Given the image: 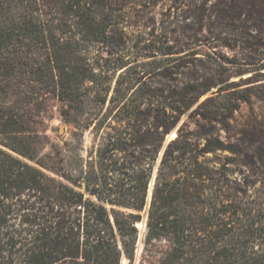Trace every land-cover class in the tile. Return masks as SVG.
Returning <instances> with one entry per match:
<instances>
[{"label": "trees", "instance_id": "obj_1", "mask_svg": "<svg viewBox=\"0 0 264 264\" xmlns=\"http://www.w3.org/2000/svg\"><path fill=\"white\" fill-rule=\"evenodd\" d=\"M230 1L233 20L256 15L246 42L261 44L264 0ZM113 10L110 0H0V264H134L145 216L140 264H264V141L211 135L202 145L180 128L163 147L187 94L169 112H130L137 129L105 132L71 183L24 159L39 153L46 96L79 110L101 75L89 46L125 42ZM219 151L237 159L216 166L208 156ZM231 163L247 174L232 178Z\"/></svg>", "mask_w": 264, "mask_h": 264}, {"label": "rangeland", "instance_id": "obj_2", "mask_svg": "<svg viewBox=\"0 0 264 264\" xmlns=\"http://www.w3.org/2000/svg\"><path fill=\"white\" fill-rule=\"evenodd\" d=\"M110 1L117 28L126 32L125 42L89 46L90 61L101 75L85 84L79 110H71L54 91L46 96L39 153L24 159L71 183V174L82 173L105 132L132 133L139 122L130 112L154 107L169 112L170 103L181 93L188 95L190 103L164 136L163 147L180 128L202 145L211 135L227 143L250 138L264 141V38L261 44L246 42L256 15L243 14L233 20L230 0ZM90 118L94 120L87 124ZM152 125L149 118L141 130H152ZM162 154L163 150L154 163L148 194ZM208 157L216 158V166L228 158L237 159L229 151ZM228 167L232 178L241 179L248 172L241 164ZM146 222V216L137 222L134 264L148 259L143 252ZM123 264L129 260L124 258Z\"/></svg>", "mask_w": 264, "mask_h": 264}, {"label": "water", "instance_id": "obj_3", "mask_svg": "<svg viewBox=\"0 0 264 264\" xmlns=\"http://www.w3.org/2000/svg\"><path fill=\"white\" fill-rule=\"evenodd\" d=\"M154 179H155V177L153 178V185H154V181H155ZM151 195H152V189L150 190V193L148 194V200H149V202H150ZM148 205H149V203H148Z\"/></svg>", "mask_w": 264, "mask_h": 264}]
</instances>
